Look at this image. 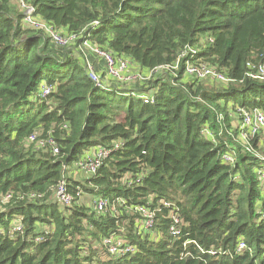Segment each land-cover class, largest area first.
<instances>
[{
    "label": "trees",
    "instance_id": "16d2710c",
    "mask_svg": "<svg viewBox=\"0 0 264 264\" xmlns=\"http://www.w3.org/2000/svg\"><path fill=\"white\" fill-rule=\"evenodd\" d=\"M27 2L143 76L178 67L132 86L94 82L23 23L15 0H0V264H264V157L243 148L236 127L241 110L264 111V79L251 76L264 60V0ZM186 62L230 81L189 77ZM30 135L51 137L57 154ZM95 147L110 153L76 180ZM61 180L69 205L55 198ZM83 194L108 206L96 211ZM136 206L153 213L149 229ZM104 239L134 250L110 255Z\"/></svg>",
    "mask_w": 264,
    "mask_h": 264
},
{
    "label": "built area",
    "instance_id": "2783aa9c",
    "mask_svg": "<svg viewBox=\"0 0 264 264\" xmlns=\"http://www.w3.org/2000/svg\"><path fill=\"white\" fill-rule=\"evenodd\" d=\"M19 9L23 14V23L34 29L41 31L43 36L49 38V40L58 47L68 49L74 46L79 48V52L85 58L83 67L87 72L88 78L94 82H101L103 85L110 81L114 83L125 84L130 79L128 70L131 63L130 59L125 56H115L111 51L98 47L93 44L88 38H81L77 35H66L62 30L55 29L49 26L46 22L42 21L40 17L34 15V7L27 2V0H15ZM78 39L80 41H78ZM93 55L97 61L103 63V70L105 72V79H101L99 72L94 68V64L89 60L88 56ZM178 61L173 66H160L151 71H149L147 76H143L140 71L137 72L136 77L140 80L149 79L150 76L155 73L165 70L177 69ZM164 70V71H165ZM184 74L198 79H208L212 78L220 82H229L230 79L222 72L217 71V69L206 63L192 64L186 62L184 67ZM132 75V76H133ZM252 77L264 79V60L257 67V75H252ZM48 89H44L43 94L48 93ZM242 117L237 124L238 136L242 142L243 148L246 151L258 153L253 149L251 145V140H255L259 132H264V111L260 109H254L252 111L241 110ZM30 143H34L38 147H43L46 144L52 154H57L58 147L56 142L47 137L46 139L39 138L36 139L35 135H30L28 137ZM110 153L108 148L95 147L90 152H87L80 160L77 161L76 165L84 174H94L100 165V161L106 158ZM259 156V155H258ZM225 161H233V154L225 153L223 154ZM261 179L264 181V166L259 170ZM55 198L63 205H69L71 202V195L67 192L66 186L63 180H61L55 188ZM93 205L96 211H103L108 206V200L103 197H97L93 201ZM133 212L138 213L142 217L143 228L149 229L152 225L153 213L150 209L143 206H136L132 209ZM174 217V216H173ZM178 232V228L176 230ZM102 243L106 246V249L110 255H116L123 251H133L134 249L129 245H122L123 243H112L109 239H104ZM243 245L241 244L240 247ZM213 253V252H212Z\"/></svg>",
    "mask_w": 264,
    "mask_h": 264
},
{
    "label": "rangeland",
    "instance_id": "374dc122",
    "mask_svg": "<svg viewBox=\"0 0 264 264\" xmlns=\"http://www.w3.org/2000/svg\"><path fill=\"white\" fill-rule=\"evenodd\" d=\"M11 3L14 4L13 2H11ZM63 49H64V51L69 52L68 54H70L71 56H73V57L77 58L78 60H80L81 61L80 63L84 64L85 58H83V56L79 52V48L78 47H76V49H74V47H70L68 49L63 48ZM88 58L95 65V67H96L95 70L97 72H101L103 67H102V65L99 62H97L95 57L88 56ZM164 70L165 69H162V71H159V72H163ZM138 71H140V69H138L137 66H135L134 64H130L128 73L131 76H130V79H128V82L125 83V85L132 86V85H135L137 82H139L140 79L138 77L134 76V75L137 74ZM141 73L143 74V72H141ZM162 74L165 75V74H167V72H164ZM203 83L221 84V83L215 82V81L211 82L209 79L204 80ZM236 123H234V124H236ZM256 140H257V150L255 149V151L258 153L259 156L264 157V132H259V134L257 135ZM32 146H36V145H32ZM84 175L85 174L80 171V173L79 172H74L71 176H73L74 178H77V179H81ZM80 202L83 203V204L88 205L91 208H93V197L91 195H89V194H83L80 197Z\"/></svg>",
    "mask_w": 264,
    "mask_h": 264
},
{
    "label": "crops",
    "instance_id": "0c3cea01",
    "mask_svg": "<svg viewBox=\"0 0 264 264\" xmlns=\"http://www.w3.org/2000/svg\"><path fill=\"white\" fill-rule=\"evenodd\" d=\"M78 172V171H77ZM80 173V172H79ZM76 180H79V179H77V178H75Z\"/></svg>",
    "mask_w": 264,
    "mask_h": 264
}]
</instances>
